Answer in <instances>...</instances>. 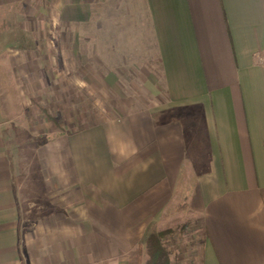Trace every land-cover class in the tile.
Here are the masks:
<instances>
[{
	"label": "crops",
	"instance_id": "1",
	"mask_svg": "<svg viewBox=\"0 0 264 264\" xmlns=\"http://www.w3.org/2000/svg\"><path fill=\"white\" fill-rule=\"evenodd\" d=\"M140 2L163 103L60 136L32 223L0 121V264H138L176 210L202 223L200 264H264V0Z\"/></svg>",
	"mask_w": 264,
	"mask_h": 264
},
{
	"label": "rangeland",
	"instance_id": "2",
	"mask_svg": "<svg viewBox=\"0 0 264 264\" xmlns=\"http://www.w3.org/2000/svg\"><path fill=\"white\" fill-rule=\"evenodd\" d=\"M145 12L140 0H24L0 12V121L15 179L24 178L27 223L28 185L49 175L60 136L163 103ZM43 186L34 209L47 211ZM182 211L165 228L172 264H200L202 223ZM138 247L128 255L145 264Z\"/></svg>",
	"mask_w": 264,
	"mask_h": 264
},
{
	"label": "trees",
	"instance_id": "3",
	"mask_svg": "<svg viewBox=\"0 0 264 264\" xmlns=\"http://www.w3.org/2000/svg\"><path fill=\"white\" fill-rule=\"evenodd\" d=\"M169 229L151 234L146 241L147 259L145 264H172L171 252L166 244ZM139 252L142 248L139 246Z\"/></svg>",
	"mask_w": 264,
	"mask_h": 264
}]
</instances>
